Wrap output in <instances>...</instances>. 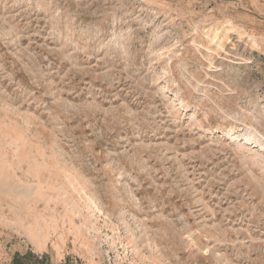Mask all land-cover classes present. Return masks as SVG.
Instances as JSON below:
<instances>
[{"label":"rangeland","instance_id":"obj_1","mask_svg":"<svg viewBox=\"0 0 264 264\" xmlns=\"http://www.w3.org/2000/svg\"><path fill=\"white\" fill-rule=\"evenodd\" d=\"M26 253L264 264V0H0V264Z\"/></svg>","mask_w":264,"mask_h":264},{"label":"trees","instance_id":"obj_2","mask_svg":"<svg viewBox=\"0 0 264 264\" xmlns=\"http://www.w3.org/2000/svg\"><path fill=\"white\" fill-rule=\"evenodd\" d=\"M43 259H46V257H43ZM11 264H39V260L38 257L32 253H26L24 255L16 254L13 257Z\"/></svg>","mask_w":264,"mask_h":264}]
</instances>
